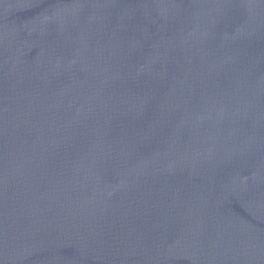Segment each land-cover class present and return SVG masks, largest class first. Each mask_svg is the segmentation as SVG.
I'll return each instance as SVG.
<instances>
[{
  "label": "water",
  "instance_id": "obj_1",
  "mask_svg": "<svg viewBox=\"0 0 264 264\" xmlns=\"http://www.w3.org/2000/svg\"><path fill=\"white\" fill-rule=\"evenodd\" d=\"M0 264H264V0H0Z\"/></svg>",
  "mask_w": 264,
  "mask_h": 264
}]
</instances>
